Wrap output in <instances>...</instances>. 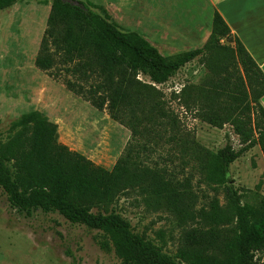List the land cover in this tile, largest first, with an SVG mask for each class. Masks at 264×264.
I'll use <instances>...</instances> for the list:
<instances>
[{"label":"trees","instance_id":"1","mask_svg":"<svg viewBox=\"0 0 264 264\" xmlns=\"http://www.w3.org/2000/svg\"><path fill=\"white\" fill-rule=\"evenodd\" d=\"M17 1L0 0V11ZM32 1L50 2L34 65L61 79L68 91L99 111L107 110L134 135L141 121L149 124L143 128L146 135L153 125L175 129L157 86L198 59L208 76L199 86H185L177 94L179 106L193 110L212 127L229 125L240 147L235 150L227 141L212 152L178 130L182 156L189 158L205 184L221 188L225 197L224 205L213 197L206 208L190 212L188 181L178 182L166 170L146 165L139 150L148 146H129L107 170L59 143L56 124L31 111L11 123L12 135L0 147V189L9 207L25 218L38 210L57 213L72 225L101 232L118 264H261L256 254L264 253V197L243 203L242 194L230 184L229 167L255 146L264 158V109L259 103L264 74L221 15L213 12L202 47L163 55L140 34L121 31L102 6L81 0ZM223 39L229 44L222 45ZM133 189L158 208L195 221L174 255L134 232L114 209Z\"/></svg>","mask_w":264,"mask_h":264},{"label":"rangeland","instance_id":"2","mask_svg":"<svg viewBox=\"0 0 264 264\" xmlns=\"http://www.w3.org/2000/svg\"><path fill=\"white\" fill-rule=\"evenodd\" d=\"M81 1L100 2L121 31L140 34L163 55L195 49L200 45V41L196 42L200 30L209 27L205 0H129L127 7L114 0ZM49 9L50 2L19 0L0 11V147L12 135V122L26 113L39 111L56 124L59 143L94 164L110 170L129 146L137 149L143 144L148 147L139 150V155L146 165L166 170L178 182L188 181L190 212L206 208L213 197L224 205L223 190L205 184L177 144L181 130L212 152L227 141L235 150L240 147L229 125L222 129L212 127L200 121L193 110L179 106L177 94L185 86H199L208 76L201 61L195 59L186 64L166 83L157 86L164 110L174 118L178 129H171L169 124L153 125V132L146 135L143 128L149 124L141 121L135 126L139 133L134 135L128 126L113 120L107 110L95 109L68 91L61 79L55 80L35 67ZM221 44L229 43L223 39ZM138 79L148 82L141 75ZM156 133H160L159 139ZM229 178L242 194L243 203H256L259 196L264 197V158L258 146L230 165ZM113 207L130 222L134 232L144 234L168 255L177 252L185 232L196 226L189 215L158 208L138 189L121 196ZM256 258L264 264V253L256 254ZM118 263L101 232L72 225L57 213L38 210L30 218L19 216L0 189V264Z\"/></svg>","mask_w":264,"mask_h":264},{"label":"crops","instance_id":"3","mask_svg":"<svg viewBox=\"0 0 264 264\" xmlns=\"http://www.w3.org/2000/svg\"><path fill=\"white\" fill-rule=\"evenodd\" d=\"M129 0H114L127 7ZM209 27L200 30L196 42L202 47L211 31L213 12L217 11L264 74V0H205ZM94 4V3H93ZM102 6L99 4H95ZM115 5V4H114ZM104 8V7H103ZM105 9V8H104ZM149 41V40H148ZM195 47V49H196ZM264 109V96L259 100Z\"/></svg>","mask_w":264,"mask_h":264},{"label":"water","instance_id":"4","mask_svg":"<svg viewBox=\"0 0 264 264\" xmlns=\"http://www.w3.org/2000/svg\"><path fill=\"white\" fill-rule=\"evenodd\" d=\"M64 1H69V0H64Z\"/></svg>","mask_w":264,"mask_h":264}]
</instances>
